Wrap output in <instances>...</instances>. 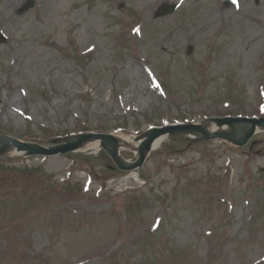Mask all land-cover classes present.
<instances>
[{
	"label": "rangeland",
	"instance_id": "rangeland-1",
	"mask_svg": "<svg viewBox=\"0 0 264 264\" xmlns=\"http://www.w3.org/2000/svg\"><path fill=\"white\" fill-rule=\"evenodd\" d=\"M227 1L0 0V134L52 146L263 117L264 0ZM256 129L243 146L166 135L129 171L103 147L4 152L0 264H264Z\"/></svg>",
	"mask_w": 264,
	"mask_h": 264
},
{
	"label": "water",
	"instance_id": "water-1",
	"mask_svg": "<svg viewBox=\"0 0 264 264\" xmlns=\"http://www.w3.org/2000/svg\"><path fill=\"white\" fill-rule=\"evenodd\" d=\"M31 3L33 4V1H31ZM176 8L177 5L175 4L169 6H163L162 9L161 8L159 9L160 11L156 15L157 17H159V16L173 14ZM213 121H215L219 127L228 125L231 128V130L229 131L220 130L214 133H209L202 125H196V124H187V125L172 124L163 128L160 127L152 128L149 131L146 138L144 139V142L141 143V146L139 148V159L132 164H126L122 161L121 157L118 154V148H117L118 140L111 133L109 134L87 133L81 135L74 141H67L66 143H60V144H58L59 142L58 140H55L54 145L50 147H46L38 143L22 141L20 139L11 137L9 135L0 134V155L6 152L8 148L15 147L18 152H25L29 155L53 156L59 153L71 152L90 139H101L103 143V147L110 152L112 158L117 163L118 167L124 170H133L143 166L147 154L151 152L153 148V142L161 136L186 135L187 133L190 134L197 133L199 134V138H197L199 140L222 137V138H226L232 143L243 146L246 145L247 142L250 140V138L253 136V134L256 131L257 125L264 126V118L250 119L247 117L246 118L227 117V118H216ZM238 123L250 124V129L242 136L241 139H237L235 135L234 128L235 125H237ZM137 139L139 140L141 138L138 137Z\"/></svg>",
	"mask_w": 264,
	"mask_h": 264
},
{
	"label": "bare ground",
	"instance_id": "bare-ground-1",
	"mask_svg": "<svg viewBox=\"0 0 264 264\" xmlns=\"http://www.w3.org/2000/svg\"><path fill=\"white\" fill-rule=\"evenodd\" d=\"M203 127L208 130V131H211L213 132L214 130H217V125L212 122V121H208L206 123H203ZM221 129H229V127H222ZM235 135L237 138H241L249 129H250V124L249 123H239L237 125H235ZM115 137L117 138L118 140V148L120 150L122 149H127V150H132L134 152H136L137 154L138 151H139V148L141 146V143L144 142V140H141V139H136L134 138L133 136H129V135H126L122 132H115L114 133ZM148 135V133H146L143 137L141 138H144ZM184 137H188V138H199V134H190V133H187L186 135H183ZM167 139V136H161L159 138H157L154 142H153V148L152 150L156 151L157 149H159L162 144L165 142V140ZM75 139H71L69 141H74ZM103 146V143L101 141V139H90L86 142H84L81 146H80V151H83V152H87V151H93V152H98L100 151L101 147ZM7 153H12V154H20L17 149L15 147H11V148H8L6 150ZM123 162H125L126 164H131L129 161H125L123 158H122ZM132 177L137 179L139 178V175L138 173L136 172H132Z\"/></svg>",
	"mask_w": 264,
	"mask_h": 264
}]
</instances>
